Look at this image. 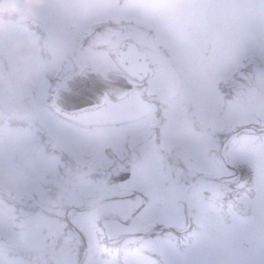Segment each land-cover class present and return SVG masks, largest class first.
I'll return each mask as SVG.
<instances>
[{"label": "rangeland", "instance_id": "obj_1", "mask_svg": "<svg viewBox=\"0 0 264 264\" xmlns=\"http://www.w3.org/2000/svg\"><path fill=\"white\" fill-rule=\"evenodd\" d=\"M64 21L76 53L81 33L99 25L106 30L103 42L130 34L161 49L181 72L178 78L156 77L145 90L163 105L158 114L91 133L95 153L107 145L118 157L127 155L147 185L110 189L121 198L90 214L83 206L97 191H49L57 159L39 139L45 118L24 119L30 103L46 102L54 84L49 76L61 62L41 50ZM0 23V264H218L222 250L221 264H264V0H45L30 15L7 0L0 4ZM16 40L34 42L30 51L40 67L27 81L13 72L29 51L14 48ZM210 43L205 65H199L198 48ZM93 53L97 73L112 67L109 48ZM81 55L79 63L88 59ZM158 147L170 156L161 157ZM180 162L193 170L179 180L168 171ZM205 170L229 174L232 183L203 181L188 196V218L183 190ZM208 189L212 194L203 195ZM59 193L66 203H57ZM228 197L231 204L223 203ZM174 214L177 229H185L147 239L158 215L168 222ZM38 218L48 226L35 234Z\"/></svg>", "mask_w": 264, "mask_h": 264}, {"label": "flooded vegetation", "instance_id": "obj_2", "mask_svg": "<svg viewBox=\"0 0 264 264\" xmlns=\"http://www.w3.org/2000/svg\"><path fill=\"white\" fill-rule=\"evenodd\" d=\"M5 1L7 0H4L2 3ZM183 20L185 22L184 24H189L194 29L195 24L192 23V19L187 21V17L183 16ZM63 23L64 27L62 28V31L52 35V37L49 38L46 47L41 50V52L45 53L50 61L54 63L61 62V64L56 69L54 68L53 72L50 73L49 78L54 79L55 81L54 84L52 83V85H50L48 93H46L49 97H46L47 99L44 103H35L34 107L33 104L30 103L31 108L24 114V119H31L32 121L37 122L45 118V125L42 124L39 130V139L45 146V150L48 154H52L54 158L57 159L55 160L56 175L55 178H52L53 181L47 183L46 186L48 189L50 191L56 190L60 193L63 192L64 194L70 189L79 191H97L98 193L93 195V199L90 200L88 204L83 206V210L90 214L103 206L106 201L118 200L121 198V196L117 194H108L107 192L110 189L114 188L116 190L128 189L139 191V185L142 190H145L147 185L143 175L140 176L137 172H135V168L127 155H123V153H121L122 155L118 157L116 155L118 152L115 149L111 150L112 148L107 145H103L100 150L97 148V151L100 153H95L92 147L94 139L91 133L101 129L102 127L111 128L127 126L132 119L146 114H158L163 108V105L157 102L156 96L147 94L145 90L151 87L154 78H178L181 72L176 69V62H171L169 59L165 58L161 49L154 51L147 42L144 44L142 41L130 36V34H123L120 36L119 40L118 38H114L103 42L102 32L106 30H103L99 25L89 27L81 33V43H79L78 52L76 53L74 52L77 50L74 47L73 40H70L69 35H65L64 32L68 29L66 28L68 23L66 21ZM216 24L217 23H214L215 27L221 28V26ZM127 37H131L139 43L150 65L151 74L148 79L147 87L140 90H134L118 101L106 100L102 106L96 108L65 111L55 106L52 101V95L60 79L66 72L72 70L79 71L84 67H91L93 69L92 62L90 60L91 56L94 54L93 51H97L102 47L109 48V57L112 61V67L108 70L120 72V68L116 62L117 50L120 42ZM211 47L212 44L210 43L207 46L205 45L204 48H198V58H200V60H198L199 65H205L207 60L206 57L208 56L209 49ZM189 52L194 54L195 48L193 47L189 49ZM82 53L87 55L86 58L88 59L79 63L78 58L82 56ZM157 54H163L164 58L162 57L163 59H160L158 57V59L156 57ZM184 56L185 55H182L181 60L177 63H181ZM165 65L168 67L167 69H165ZM94 72L96 71L94 70ZM131 83L134 84L135 82L131 81ZM158 92H160V90ZM134 95L135 97H133ZM105 106H109L111 108L109 111L102 113L100 109ZM145 106H151V109L145 108ZM153 107L155 110L151 113L150 111ZM23 109H20V112ZM34 109L37 110L36 113H34ZM40 113L42 114L40 115ZM158 152L162 155V157L169 156V154L165 155L164 152L159 151V147ZM128 165L131 166V175L128 180L119 181L116 184L108 183L110 172L113 168L122 169ZM192 170L193 168L190 167L189 171H186V168L180 162L178 164L175 163L172 168H169L168 172L173 171L172 175H174L175 179L180 180L183 173H192ZM195 175L197 176V174ZM226 176L228 175L222 174V177ZM200 183L201 181H199L195 189L198 188ZM202 192H204V190H202ZM60 193L58 194L59 197L57 196L58 198L56 199L57 203L62 202V204H64L67 201L66 195L63 196V193L61 195ZM53 198L55 199V197ZM164 207L165 206L162 204V209ZM162 216L163 215H158V218L151 222L152 229L145 232V235H149L147 236V239L155 238L157 235H176L180 230H182L181 228L177 229L176 227L175 214L167 220L168 222H162ZM165 217L166 219L168 218V216ZM43 226V221L38 218V229H34V233L39 234L46 231L48 225L45 227ZM174 238H177V236H174ZM221 248L223 249L224 247L222 246ZM224 252L226 251H221L222 256H220V262L218 264L223 263L222 257H224L223 255L225 254L222 253Z\"/></svg>", "mask_w": 264, "mask_h": 264}, {"label": "water", "instance_id": "obj_3", "mask_svg": "<svg viewBox=\"0 0 264 264\" xmlns=\"http://www.w3.org/2000/svg\"><path fill=\"white\" fill-rule=\"evenodd\" d=\"M2 0H0L1 2ZM116 62L122 72H106L95 74L90 68L69 72L63 76L53 94V102L59 108L67 111L95 107L104 103L106 98L117 100L134 89L148 85L151 68L140 45L130 38L124 39L118 48ZM129 76L136 84H131ZM130 176V166L111 170L108 183H118ZM196 178L184 191L186 200L188 192L197 184ZM201 178L221 181L219 178L204 175ZM186 205L188 206L187 202ZM189 216V212H188Z\"/></svg>", "mask_w": 264, "mask_h": 264}, {"label": "clouds", "instance_id": "obj_4", "mask_svg": "<svg viewBox=\"0 0 264 264\" xmlns=\"http://www.w3.org/2000/svg\"><path fill=\"white\" fill-rule=\"evenodd\" d=\"M13 3L18 2L21 5L22 11L25 15H30L33 10L41 7L45 0H12ZM4 30V25L0 23V32ZM13 47L17 50L25 49L14 64L13 72L17 79L27 81L39 71V64L33 58L30 49L34 47L33 41L16 40L13 42Z\"/></svg>", "mask_w": 264, "mask_h": 264}]
</instances>
